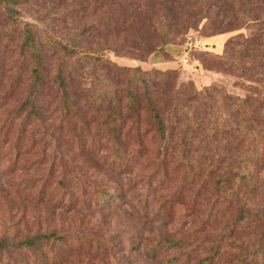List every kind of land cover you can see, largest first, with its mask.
<instances>
[{"label":"rangeland","instance_id":"rangeland-1","mask_svg":"<svg viewBox=\"0 0 264 264\" xmlns=\"http://www.w3.org/2000/svg\"><path fill=\"white\" fill-rule=\"evenodd\" d=\"M145 1L17 0L12 15L0 5V264H258L264 218H252L250 208L242 220V197L226 195L228 184L216 187L226 163L190 177L179 148H138L130 133L124 158L114 157L116 144L100 121L105 83H125L113 64L172 69L176 85L259 92L217 59L231 35L248 29L209 35L203 20L187 27L188 17L172 9L166 18L174 33L165 43L147 35L163 5ZM132 9H140L138 24L130 23ZM27 30L43 51L34 96L40 117L23 107L35 66L22 46ZM190 39L201 45L185 52ZM93 93L102 97L98 109ZM35 236L32 245L21 243Z\"/></svg>","mask_w":264,"mask_h":264},{"label":"trees","instance_id":"trees-1","mask_svg":"<svg viewBox=\"0 0 264 264\" xmlns=\"http://www.w3.org/2000/svg\"><path fill=\"white\" fill-rule=\"evenodd\" d=\"M16 1L0 0V5L12 15ZM146 3L151 6L163 5L154 14L159 17V26H153V31L147 35L165 43L174 33V28L169 30L168 26L175 25L173 18H166L172 9L188 17L181 21L187 27L203 20L202 26L209 35L248 29L247 32L231 35L224 42L223 53L217 55V59L227 69H234L244 75L249 87H258L259 92L248 90L247 95L242 97L216 85L201 89H197L191 81L176 85L175 71L172 69L143 70L140 66L119 67L113 64L125 76V83L123 88H116V83H105L108 87L107 93H104L106 108L100 121L116 144L115 159L121 161L124 158L120 150L125 148V138L130 133L138 148L147 144L163 154L169 148H179L180 160L188 168L187 176L190 177L202 169L207 175L215 174L221 170L220 166L224 162L227 171L216 178V187L228 184L226 195L235 201L242 197L238 211L242 220L247 219L250 208L252 218L263 219L264 0H154V4L147 0L142 6ZM165 4H170V9ZM132 10L136 13L130 14V23H140V9ZM53 43L55 46L56 43ZM22 46L35 63L31 90L23 107L29 108L28 115L40 117L34 96L41 79L43 51L30 30L26 31ZM62 72L61 65L57 78L69 112L71 95ZM105 79L109 80L107 77ZM91 95V102L98 109L102 101L101 94ZM172 137H177V140L173 142ZM193 143L199 146L195 152L191 150ZM36 239V236L25 238L21 243L29 246ZM261 240L263 243L264 238ZM263 256L264 253L258 256V264L264 263ZM208 263L212 264L211 261Z\"/></svg>","mask_w":264,"mask_h":264},{"label":"built area","instance_id":"built-area-1","mask_svg":"<svg viewBox=\"0 0 264 264\" xmlns=\"http://www.w3.org/2000/svg\"><path fill=\"white\" fill-rule=\"evenodd\" d=\"M201 45V42L197 39L193 40V39H190V40H187L183 46V49L185 52H188L190 51L191 49L193 48H197Z\"/></svg>","mask_w":264,"mask_h":264}]
</instances>
